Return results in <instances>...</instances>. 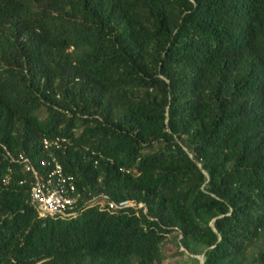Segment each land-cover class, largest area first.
<instances>
[{"label":"trees","instance_id":"16d2710c","mask_svg":"<svg viewBox=\"0 0 264 264\" xmlns=\"http://www.w3.org/2000/svg\"><path fill=\"white\" fill-rule=\"evenodd\" d=\"M22 156L74 215H38ZM174 232L264 264V0H0V264H164Z\"/></svg>","mask_w":264,"mask_h":264},{"label":"built area","instance_id":"2783aa9c","mask_svg":"<svg viewBox=\"0 0 264 264\" xmlns=\"http://www.w3.org/2000/svg\"><path fill=\"white\" fill-rule=\"evenodd\" d=\"M65 138L57 136L52 140L45 139V144L54 143L60 145ZM24 167L34 174V182L30 190V202L36 208L40 217L62 216L69 217L77 212V205L81 193L72 177L64 173L61 163L53 158V166L45 175L41 174L34 166L29 157H21ZM101 205L105 204L108 208H125L136 206L137 203L132 199L116 201L107 194L99 195ZM143 206V203H139Z\"/></svg>","mask_w":264,"mask_h":264},{"label":"rangeland","instance_id":"374dc122","mask_svg":"<svg viewBox=\"0 0 264 264\" xmlns=\"http://www.w3.org/2000/svg\"><path fill=\"white\" fill-rule=\"evenodd\" d=\"M179 237V232H174L169 234L163 242V248L167 255L164 264H200L204 258L203 253H192L179 243Z\"/></svg>","mask_w":264,"mask_h":264}]
</instances>
